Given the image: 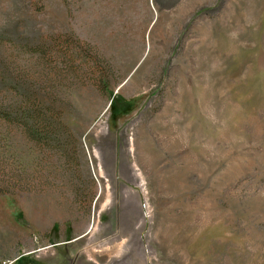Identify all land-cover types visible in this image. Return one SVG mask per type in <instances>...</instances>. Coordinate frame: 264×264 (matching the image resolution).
<instances>
[{
  "label": "rangeland",
  "instance_id": "rangeland-1",
  "mask_svg": "<svg viewBox=\"0 0 264 264\" xmlns=\"http://www.w3.org/2000/svg\"><path fill=\"white\" fill-rule=\"evenodd\" d=\"M0 101V264H264V0H0Z\"/></svg>",
  "mask_w": 264,
  "mask_h": 264
},
{
  "label": "trees",
  "instance_id": "trees-1",
  "mask_svg": "<svg viewBox=\"0 0 264 264\" xmlns=\"http://www.w3.org/2000/svg\"><path fill=\"white\" fill-rule=\"evenodd\" d=\"M111 98H112V113H117L119 112L120 109V97L118 95H115V93L113 92L112 94H110ZM29 101H27L26 103V107L28 106ZM2 103L0 101V120H4L9 122L10 124L14 125L15 122H17L19 120V116H21V120H24L25 123L24 125L30 129L34 128V127H40L42 126V124L40 123H33L31 120H33V113L29 111V108H27V111H25L24 113H22L21 115L18 114L17 110L13 107V104H11L9 106L10 111L9 113H5L3 115V112L1 110L2 107Z\"/></svg>",
  "mask_w": 264,
  "mask_h": 264
},
{
  "label": "built area",
  "instance_id": "built-area-1",
  "mask_svg": "<svg viewBox=\"0 0 264 264\" xmlns=\"http://www.w3.org/2000/svg\"><path fill=\"white\" fill-rule=\"evenodd\" d=\"M10 264H14V263H10Z\"/></svg>",
  "mask_w": 264,
  "mask_h": 264
}]
</instances>
